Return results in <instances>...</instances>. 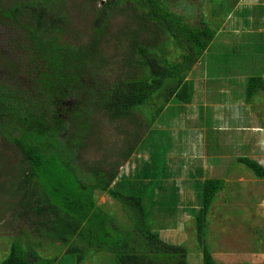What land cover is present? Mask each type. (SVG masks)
<instances>
[{"label":"trees","instance_id":"16d2710c","mask_svg":"<svg viewBox=\"0 0 264 264\" xmlns=\"http://www.w3.org/2000/svg\"><path fill=\"white\" fill-rule=\"evenodd\" d=\"M69 1L0 0V204L28 224L18 223L0 264H82L99 253L110 255L107 264H190L187 248L162 239L154 225L151 189L163 173L153 156V171L140 170V178L153 179L146 191L128 179L115 182L138 144L118 155L105 149L110 142L121 147L114 129L118 139L133 137L122 125L134 126L141 107L151 112L148 123L140 121L148 128L157 117L162 123L168 108L191 100L186 76L219 25L201 17L191 23L193 13L172 9L181 0H85L77 14L91 18L82 34L71 33ZM119 14L126 20L115 30ZM114 65L121 74L111 77ZM247 82L249 100L261 78ZM89 150L102 153L92 158ZM237 162L264 179L259 162L244 156ZM199 182L198 207L190 212L203 264H217L205 235L223 182L209 176ZM97 193L121 204L128 223L98 204ZM40 239L54 246L52 254L43 255Z\"/></svg>","mask_w":264,"mask_h":264},{"label":"rangeland","instance_id":"374dc122","mask_svg":"<svg viewBox=\"0 0 264 264\" xmlns=\"http://www.w3.org/2000/svg\"><path fill=\"white\" fill-rule=\"evenodd\" d=\"M82 2L85 0H70L67 3V5L70 4V16L73 20L71 33L81 32L82 34L91 18V16L77 14L79 10L84 8ZM230 2L232 0H215L212 2L209 0H196L194 2L181 0L172 9L178 13H193L191 23H198L201 17L208 21L212 27L216 28L219 25L217 28L223 30L226 28L234 30L236 23L243 24L244 28L240 36L245 35L247 38L240 40L241 44L250 49H255V43L260 44L261 50L264 52V44L260 43L259 40L255 42L254 38L250 39V33H253V30L260 23H264V19L260 20L254 17L260 15L264 18V12L249 15L246 10H250L253 4L243 3L240 7H235V11L226 16L229 9L225 8ZM74 4L79 7L73 6ZM263 4L262 1L256 3V5ZM263 7L256 6V8ZM211 12L216 15H212ZM125 20L123 14L115 17L112 22L114 29H119ZM224 24L227 25L226 28H224ZM150 28V26L147 27V29ZM231 32H225L221 35L226 36L229 40L231 38L237 39V34ZM219 41L220 37H217L212 44V46L221 45L215 53L224 52L228 49L227 46L234 43L224 42L223 45ZM227 43L229 44L226 46ZM236 44L234 43V45ZM107 45L110 54H112L113 45ZM106 57L110 59V56ZM117 67L114 65L107 73L109 72L111 77L120 75L121 70ZM194 68L197 70L195 71L197 76L188 74V78L194 81V92L191 101L188 102L190 103L188 104V111L178 113L175 111L176 109L170 110L168 108L165 111L167 117H164L162 123L160 117H157L155 122L146 128L140 121L148 123V115L151 112L141 107V114H135L134 126L125 123L122 125L123 127L128 126L129 132L135 138L130 136L125 140L122 136L118 139V136L121 135L114 129V140H120L121 142H118L121 147L116 146L114 150L110 142L105 151L109 155H118L138 144L132 155L119 167L115 182L128 179L136 183V186L143 185V190L146 191L150 189L153 179L151 176L140 178L139 175L140 170L146 166L151 168L152 162L149 160V156H153L152 161L155 163V170L163 173V179L155 178L156 183L151 189L154 192L152 202L153 208H155L153 210L154 225H160L158 232L162 239L172 244H181L187 248V258L190 264H203L202 250H200L197 240L193 214L190 212V210H195L198 207L197 191H199L200 186L202 187L199 181L208 176L221 178L223 189L217 192L212 202L208 214L209 227L206 231L205 241L210 245L212 256L217 264H257L264 258V179L257 178L244 164L238 163L237 158L245 156L259 162L264 167V129L257 131L258 129L255 128L264 126V91H259L248 102H237V96L240 94L237 95V83L235 86L232 83L235 77V82H237V74L234 77L230 74H224L227 78L225 80L223 77H221L222 79L217 77L214 73L213 78L218 79L211 81L213 72L210 73L211 76L209 77L205 75L208 80L204 76L198 77L201 70L198 63ZM217 71L219 74L225 72L221 68H218ZM209 81L210 84L214 83V86L211 84L213 88L208 87ZM247 84V79L245 81L242 79L243 100L246 98ZM198 101L202 103L205 110L204 113L201 112L202 116L196 104ZM237 104H240L238 111ZM244 109H249V111L244 112ZM205 117H208L209 124L214 127V131L218 129L214 135L223 134V138H221L223 142H220L223 149L218 151L223 158L215 156L209 161L204 154L205 151L212 153L211 150L215 148V144L210 143L211 141H204L205 131L203 130L205 127L201 122L205 120ZM106 123V126H110L107 121ZM106 130L107 133L112 132V129ZM187 130H191V133H186ZM192 130L200 131L192 133ZM254 141L255 143H251ZM91 150L89 151L92 158H97L102 153L98 150L95 152ZM200 157L204 159V162ZM203 164L207 169L202 168ZM199 167L202 170L198 171ZM150 170L153 171L152 168ZM202 171L203 174L201 175ZM96 197L97 203L115 215L119 223H128L126 212L121 204L103 193H97ZM15 198L17 199L18 196ZM1 199V201L4 200V198ZM2 206L0 204V260L6 255L11 236H16L19 224H27L23 217H17L18 220H16L12 217V212L7 213L6 208ZM164 206L169 211L165 210ZM170 208H174L176 211L170 213ZM23 227L29 230L26 225ZM34 238L39 239L41 237L37 235L31 237L33 240ZM40 240H42L40 250L43 255L52 254L54 246L48 247L46 240ZM108 260H111L110 255L99 253L91 259L87 258L82 264H107Z\"/></svg>","mask_w":264,"mask_h":264},{"label":"crops","instance_id":"0c3cea01","mask_svg":"<svg viewBox=\"0 0 264 264\" xmlns=\"http://www.w3.org/2000/svg\"><path fill=\"white\" fill-rule=\"evenodd\" d=\"M264 2V0H238L237 1V4L234 6V9L235 7H240L243 3H247V4H253L252 8L250 10H246V12L249 14V15H256L258 13H263L264 12V7L263 8H256V6H264L263 5H256V3L258 2ZM235 11V10H233ZM254 18H257V19H264L263 16H256ZM224 28L227 27V25H223ZM243 24H237L234 25V30L233 29H229V28H226V29H217L216 33H215V36L213 38V40L211 41L210 45L208 46V48L205 50V52L203 53V55L199 58V60L193 65L192 69L188 72V74L190 75H196L197 74L195 73V71H197L194 67L195 65L198 63V66L200 67V73L198 75V77H201V76H204L205 78L208 79L211 72H213L212 74V78H211V81L212 79L215 80V79H218V78H213V75L214 73H216V76L217 77H223V79H227L224 74H230V75H233V77L236 75L237 76V82L236 81V77L234 78V86L236 85L237 83V102L239 101H244V102H248L249 100H247L245 98V100H243L242 98V90H243V86L241 85L242 83V79H244V81L247 79V77L249 76H259L261 78V82L257 83V86H258V90H257V93L259 91H264V64H263V60H264V56H261V55H264V52L261 50V46L260 44H257L255 43V49H250L248 46L245 47L241 44L240 40L244 39V38H247V36H243L241 37L240 36V33L243 32ZM232 31V32H231ZM254 32L253 33H250V39L254 38L255 39V42L257 40L260 41V43L264 44V23H260L256 29L253 30ZM228 33V32H231V33H235L237 34V39L236 38H231L230 40L226 38V36H222L221 34L222 33ZM217 37H220V43L223 44L224 42H234V43H237L236 45L231 44L230 46H227L229 43L226 44V46L228 47V49H226L224 52L222 53H215L217 48L220 47L221 45H218V46H212V44L214 43L215 39ZM245 42V41H244ZM216 43H218L216 41ZM224 45V44H223ZM214 53H213V52ZM217 64V65H215ZM221 68V69H224L225 72H221V74L218 73V68ZM222 71V70H221ZM251 72V73H249ZM256 72V73H254ZM188 74L186 76V80H190L192 83L194 82L193 79L191 78H188ZM205 75H207L208 77H206ZM222 79V78H221ZM209 80V79H208ZM230 82V81H229ZM213 86H214V83L212 82L211 83ZM210 84V81H209V84H208V87L209 88H213L212 85ZM192 94L194 92V86H193V89H192ZM209 91V90H208ZM212 91V90H211ZM256 93V94H257ZM191 101V100H190ZM203 102V100H202ZM188 104L190 103H179V104H176V106L178 107L176 110L178 113H181V112H184V111H188L189 110V107H188ZM198 105V111L199 113L201 114L205 112L204 108L202 107V103L200 101H198L196 103ZM174 106V104H172ZM240 104H237V111L239 110V106ZM241 108V107H240ZM245 111H249V109L245 110L244 109V112ZM202 116V114H201ZM172 120V118H170ZM203 125H204V130L205 133H204V137H205V140L206 142H209L211 141L210 143L212 144H215V148L213 150H211L212 153H207L206 151L204 152L205 156L208 158V160L210 158H214L215 156L216 157H222V154H220L219 149H223L220 142H223L221 140V138H223V134L221 133L220 135H214V133H216L218 131V129L216 131H214V127L209 124V119L208 117H205V120H202ZM256 129H258L257 131H262L264 129V126H257L255 127ZM200 130H192V133L194 132H199ZM186 133H191V130H187ZM251 143H255L254 142H251ZM245 157V156H244ZM202 159V157H200ZM203 162H204V159H202ZM211 161V160H209ZM263 166V165H262ZM202 168L205 170L207 168L204 167V164L202 165Z\"/></svg>","mask_w":264,"mask_h":264}]
</instances>
